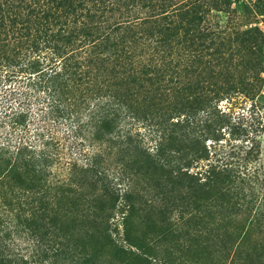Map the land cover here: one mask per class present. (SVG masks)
Here are the masks:
<instances>
[{
	"label": "trees",
	"instance_id": "1",
	"mask_svg": "<svg viewBox=\"0 0 264 264\" xmlns=\"http://www.w3.org/2000/svg\"><path fill=\"white\" fill-rule=\"evenodd\" d=\"M174 1L0 0V92L15 82L17 87L3 91L5 104L18 96L17 106L0 111V264H40L45 258L66 263L68 245L56 242L55 231L47 230L51 237L45 238L37 222L62 229L69 213L62 201L82 174L97 176L106 187V203L95 211L91 200L86 215L100 212L108 231L114 215L121 216V239L128 247L111 240L117 256L127 261L140 258L138 252L150 256L130 227L140 197L133 179L125 174L127 183L119 190L120 183L101 169L104 142L128 149L133 138L124 125L146 111L155 150L139 143L131 148L147 153L163 174V187L188 196L199 186L226 190L240 201L238 220L245 217L264 229V203L257 202L253 188L258 126L243 112L219 107L222 101L230 108L247 101L255 106L264 79L236 70L240 65L233 59L225 65L223 57L193 50L192 40L203 38L205 30L191 17L206 2ZM62 126L76 146L87 143L90 151L73 153L81 160L72 152L63 160L55 133ZM224 127L248 141L243 154L230 141L219 143ZM166 195L161 191L153 199ZM15 239L27 243L24 253ZM153 258L155 264H172ZM94 259L80 252L69 264Z\"/></svg>",
	"mask_w": 264,
	"mask_h": 264
},
{
	"label": "rangeland",
	"instance_id": "2",
	"mask_svg": "<svg viewBox=\"0 0 264 264\" xmlns=\"http://www.w3.org/2000/svg\"><path fill=\"white\" fill-rule=\"evenodd\" d=\"M204 1L206 3L203 12L193 13L191 17L205 30L203 38L197 35L194 37L192 49L207 57H223L226 59L225 65L233 59L240 65L236 70L250 71V75L256 76L260 74L264 79V0ZM229 49L234 51L231 53ZM259 61L262 62L260 67L257 66ZM14 87H17L15 82L7 84L0 92V111L4 105L17 106L18 96L9 98L6 104L4 100L3 91ZM255 99L257 104L253 107L248 101L240 109L230 108L224 101L220 102L219 107L227 113L229 110H234L235 114L243 112L246 118L252 117L255 127L258 126L254 152L258 180L253 188L257 202L264 203V127L259 125L261 123L264 126V84ZM32 111L35 112L34 107ZM146 113L148 112L141 114L142 118H138L139 120L128 119L124 125L133 138L130 146H127L128 149H116L115 141L104 142L106 150L101 156V169L112 183H120L116 186L120 187L119 190H123L127 183L125 174L133 179L140 197L133 210L130 227L132 233L148 246L147 254L151 258L141 252H138L141 257L133 261L117 256L111 240L128 247L121 239V216L119 213L114 215L109 222L108 231L106 219L98 216L100 212H96V216L86 215L91 200L97 207L95 211L106 203V187L105 182L97 181V176L82 174L62 201L63 210L69 212L63 219L62 229L59 226L55 229V224L48 220L37 222L41 226L39 233L45 238L51 237L50 234L47 235V230L55 231L56 242L63 241L68 245L66 263L62 260V264H69L80 252L95 255L90 264H155L153 257H164L172 264H236L234 261L237 264H264V241H260L264 239V229L257 225L251 226L249 219L245 217L238 220L240 201L237 197L220 188L208 189L203 186H199L189 196L171 185L165 189L162 185L164 182H161L163 174L147 157V153L132 151L131 147L137 143L150 153L155 150L156 138L154 134H150L148 120H144L143 115ZM55 133L63 160L71 152L77 153L76 148H83L82 152L90 151L81 138V147L76 146L67 137L63 126L57 127ZM222 135L224 137L222 136L219 143L227 145L230 141L235 152L243 154L245 146L250 145L248 141H243V136H233V140L226 127L222 129ZM212 143V140H207L208 146ZM73 155L80 160L82 158L77 154ZM161 191L167 195L155 201L153 195ZM92 209L89 211L93 212ZM180 214L183 219L179 218ZM25 227L34 228L32 225H24L22 229ZM13 243L23 253L26 251V242L15 239ZM40 264L55 263L45 258Z\"/></svg>",
	"mask_w": 264,
	"mask_h": 264
}]
</instances>
